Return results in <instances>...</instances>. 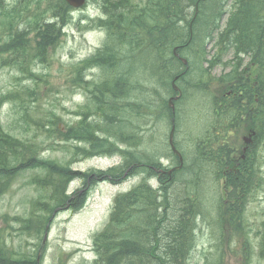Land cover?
I'll return each instance as SVG.
<instances>
[{
  "label": "rangeland",
  "instance_id": "rangeland-1",
  "mask_svg": "<svg viewBox=\"0 0 264 264\" xmlns=\"http://www.w3.org/2000/svg\"><path fill=\"white\" fill-rule=\"evenodd\" d=\"M142 1L133 0L134 4L140 5ZM3 2L7 8L15 7L18 15L13 17L11 30L9 20H3L0 16V47L15 37L17 31H25L18 42V47L22 48L0 53V128L19 142L18 148L24 159L21 161L19 158L17 164L21 162L25 169L16 171L19 173L0 195V264H6L5 260L8 259V264H94L97 256L92 239L107 223L113 198L137 185L142 177L126 175L117 185L99 182L89 190L86 202L79 211L58 209L47 219L50 210L43 206V202L50 208L51 201L45 199L47 192L43 187L34 183L36 179L43 181L45 171L30 167L35 156L55 161L59 166L68 165L80 172L105 170L119 163L118 156L77 160V143L65 140V130L80 120L76 113L85 111L83 106L89 104V91L94 83L103 80V72L108 77L124 75L131 63L124 62L118 55L113 62L107 59L104 69L103 66L84 68L90 66L84 64L85 60L101 48L108 38L106 30L95 25L99 18H104L99 0H87L84 6L71 12L72 22L64 28L57 44L48 49L44 61L37 57L33 29L39 23L43 25V17L49 19L45 12L46 1ZM26 20L32 23L29 30L26 29ZM207 50L210 51V47ZM112 64L116 67L109 71ZM79 73L83 83L77 81ZM135 95L132 102L139 109V117L134 125L141 130L138 133L142 144L138 149L143 150V145L149 144L144 152L152 153L157 148L155 142L159 136L167 142L169 130L166 133L162 131L165 122L157 123L155 118L160 104H164L170 94L149 83L141 85ZM201 104L185 107L190 112L186 116L180 115L179 129L185 133L183 143L184 149L189 150L188 154H191L196 141V145L201 144L207 151L221 143L217 132L219 128L224 129L221 128L222 120L205 118L199 108ZM87 120L93 123L94 115ZM157 127H160L159 132ZM204 127H208L209 132L203 131ZM201 132L209 137L208 143H201ZM226 137L227 134H223L220 138ZM172 161L173 157H170L168 160L162 159L160 163L164 167H171ZM202 169L203 166H199L194 173H201ZM258 175L257 179H261L262 183L261 192L253 193L248 201H244L242 205L247 204L237 216L245 225L244 235L227 228L221 232L224 241L216 253L214 246L219 242V229L213 221L216 215L211 210L215 204V209H218L224 201L221 187L210 183L204 176L203 191L191 190L189 185L185 188L173 186L169 192L171 201L177 203L193 191L203 203L199 205L200 213L206 210L210 214L198 222L196 251L191 256V263L205 264L203 260L213 261L222 257L220 264H264V173ZM150 183L153 188H159L153 181ZM77 187H80L78 181L71 182L68 193Z\"/></svg>",
  "mask_w": 264,
  "mask_h": 264
},
{
  "label": "trees",
  "instance_id": "trees-1",
  "mask_svg": "<svg viewBox=\"0 0 264 264\" xmlns=\"http://www.w3.org/2000/svg\"><path fill=\"white\" fill-rule=\"evenodd\" d=\"M45 1V12L48 13L47 18L49 19L45 20L43 17V29L40 23L33 29L37 57L43 59V61L48 49L57 44L64 28L72 22V9L64 0ZM197 1L144 0L140 5L139 3L134 4L133 0H99L104 18H99L95 25L105 29L108 38L101 48L85 60L84 64L90 66H84V68L103 66L104 69L107 59L113 62L115 56L120 55L124 62L131 63L128 69L134 68L136 71L133 74L126 72L124 77L123 75L108 77L103 72V80L94 83L89 91V104L83 106L85 111L76 113L81 117L80 120L75 126L70 125L65 130V140L77 143L76 147L74 146L78 151L77 160L87 159V157L94 154L95 157L110 158L118 156L120 161L117 165L105 170H88L80 173L72 170L68 165L59 166L55 161L44 158L42 160V158L36 156L32 158L30 168H43L45 171L43 181L36 179L34 183L43 187V190L47 192L45 199L51 201L50 208L46 202H43V206L50 210L47 219L58 209L70 208L77 211L82 208L87 196V192L80 189L83 188V185L71 193H68L67 190L69 184L76 177L81 178L83 182L89 180L95 186L101 181H107L115 185L123 179L125 174L130 176L128 175L129 159L136 158L135 152L132 150L142 145L138 133L141 130L138 129L136 124L134 125L135 119L139 117L137 115L139 109L134 106L132 100H134L135 94L141 85L146 86L149 83L153 85L156 73L162 71L157 69L158 61L167 64V69L164 70V82L166 84L171 76L178 73L181 65L172 56L171 48L183 43L186 36L189 35L188 24L193 16ZM255 1L247 0L246 2L254 3ZM260 1L264 2V0ZM204 2L205 4L199 2L198 14L192 25V29L198 28L202 33L210 31V28L207 29V27L212 21L218 23L220 15L224 12L223 5H225L226 0H219V10L210 22L202 19V17L206 13L205 11L209 9L206 5L211 8L212 0H204ZM246 2L241 7H233V10H230L227 24L237 30L238 26L249 23L247 27L237 31L250 37L251 42L262 45L264 35L257 33L259 29L253 30L251 22L253 24L259 22L257 13L259 10L264 9V4H261L258 10L252 9V5L246 6ZM221 5L222 8H220ZM139 6L141 7L139 8ZM14 15H18L15 7L7 8L3 0H0V16L3 20H9L10 30L12 29ZM25 25L26 29L29 30L32 23L26 20ZM24 31H17L15 37L1 45L0 53L12 52L14 49L22 48L18 47V42L22 39ZM40 33H43V39L39 36ZM243 41L245 40L243 39ZM229 45L234 46L239 51L240 49L244 52H250L251 50L249 44L242 43V37L240 41L223 46L228 47ZM182 51L183 48L178 49V52ZM144 58L145 64L142 62ZM172 63H175L177 68H173ZM115 67L112 64L109 71ZM77 81L83 83L81 73H79ZM159 108L160 110H166L165 103L160 104ZM160 110L157 113H160ZM168 113L170 112L168 111ZM92 115H94L93 123L87 120ZM144 123L146 125V119H144ZM18 145L19 142L14 137H10L0 128V195L7 190L15 175L25 169L24 164L21 162L17 164L19 158L21 161L24 159ZM248 166L249 164H247ZM17 170H19L18 173ZM149 177L147 180L143 178L139 184L129 191L117 194L113 198L108 223L101 232L94 236V245L99 258V261L95 264H98V262L104 264L105 260H109L110 262L107 261L109 264H128L125 259L123 260V256L120 260H116L115 257L116 254L122 251L129 252L130 248L138 245V241L142 239L139 235L142 227H138L141 220L140 210L151 211L152 214L149 215L151 229L159 225L156 220L161 216V213L158 210L162 211L167 207V203L163 201V198L168 195V190L165 186L161 192L159 189H152L149 185ZM252 188L253 183L251 181L246 183L245 180H241V186L233 179L226 181L224 195H226L227 202H222L218 208H223L228 226L234 225L237 220L241 221V217L239 216V220L237 216L241 214L243 201ZM158 194L161 196L158 197ZM185 224H188V220ZM193 226H195L194 222H192ZM171 241L173 245L178 243L175 239ZM5 261L8 264L10 259Z\"/></svg>",
  "mask_w": 264,
  "mask_h": 264
},
{
  "label": "bare ground",
  "instance_id": "bare-ground-1",
  "mask_svg": "<svg viewBox=\"0 0 264 264\" xmlns=\"http://www.w3.org/2000/svg\"><path fill=\"white\" fill-rule=\"evenodd\" d=\"M246 1L247 0H236V2L231 4V6L241 7ZM199 2L205 4L204 0H198L195 3V8L197 9L200 6ZM218 2L219 0L214 2L212 0L211 8L206 5V7L209 8L208 11L210 10L211 12L210 14V12L205 11V14L207 15L205 16L206 21L210 22V20L212 21L215 18L216 12H218L219 10ZM261 4H264V2L260 0H256L254 3L246 2V6L252 5V9L255 8L258 10ZM225 7L226 6L223 5V8ZM220 8H222V5L220 6ZM257 15L259 22L257 21L254 24L251 22V28L253 30L259 29L257 33L260 35H264V9L259 10ZM248 24L249 23L238 26L237 30H242L243 28L247 27ZM41 27L43 29V25ZM217 27L218 25L216 24V22L212 21L210 25H208L207 29L210 28L209 32L213 33L217 29ZM190 29V33L186 36V40L177 46H172L171 52L174 51V54L177 53L179 56H182L186 60H189L191 64H194L196 63L194 55V47L196 43L203 46L208 42L210 35L207 33H202L198 28L192 29V26ZM223 29L226 31L223 37L222 34L218 33V38H220L221 40L218 42L219 45H225L240 41L241 37L243 44L247 43L250 45L251 51L254 52V59L259 66L258 80L250 77L236 64H232V68L239 79L245 82V84H243L241 88L244 95L243 98H232L225 94L220 95L218 92L210 93L218 102L221 101L222 104L225 103L230 109L229 110L227 108L218 107L217 104L212 102L207 97V94L204 93L203 89L200 86L202 85V82L198 79L197 74H195L194 79L190 80V72H184L181 80L182 87H179L182 98L180 100V105H178L176 109V112L168 113V111L161 109L160 113H158L157 115V118H155V122L157 123H163V121L165 122V126L163 127L162 131L166 133L169 130L167 138L169 137L171 129H173L172 139H174V141H172V143L170 144L165 141L164 137L160 138L159 136L155 142L157 146L155 151H153L152 153L144 152L149 144L143 145L144 147H142L145 148L143 150L136 148L135 150H132L133 152H135L136 158L129 159L128 164V175L142 177V179L146 178V180L149 176H151L149 177L150 180H154L159 183L158 189L160 192L163 191L164 186L166 187V189L168 190V195L163 198V201L167 203V207L162 211L158 210V212L161 213V216L158 217V220H156L159 225L153 229L150 228L149 223V215L152 214L151 211L145 209L139 211V213H141V220L138 223V227H142L139 232V235L142 239L138 241V245L130 248L129 252L122 251L121 253L116 254V260H120L123 256V260L125 259L128 264H194L190 262V259L192 254L196 251L195 248L197 240L195 238L197 225L199 220H203V218L207 217L209 213L206 210L203 211V214L200 213L201 208H199V205H203V203H201L197 199V197L192 193L193 191L188 192L185 197H182L181 200L177 203H175V201H171L170 198L172 196H170L169 192L173 189L174 185H181L184 188L189 185L191 190L194 189V191H203L205 190V188H203L204 183L202 176H204V178L208 179L210 183H213L215 185L218 184L217 186L219 188L224 187V184L229 179H233V181L239 183L240 186L241 180H245L247 183L249 180L254 179L262 186L261 179H257V176L259 175L246 170V165L249 162L258 159H264V153L259 147L255 149H249L246 147L237 148L229 144L224 149H219L214 153H210L201 144H195L193 150H191V154H188L189 150L184 149L185 143H183L185 133L179 129L180 119L182 120L180 115L184 114L186 116L190 112V109H187L185 107H189L191 105L194 106L198 103H202L199 108L201 109V111H203L204 115L206 116L205 118H207L208 120H210V118L213 119L214 117L219 118L223 122L222 126L230 124V127L235 131L244 132L248 129L247 124L250 120V117L244 112L247 111L249 107L254 108L256 106V97L260 96V94L253 92L246 81L251 82L256 89H261L262 91H264V43H262V46L251 42L250 37L240 34L237 30L231 28L229 24H226ZM39 36L43 39V33H40ZM243 39L245 41H243ZM179 48H183V51L178 52ZM142 62L143 64L146 63L145 58L142 60ZM172 67L177 68V65L175 63H172ZM157 69L162 71L160 73H156L153 84L164 92H169L168 83L166 84L164 82V70L167 69V64L165 62L158 61ZM208 69H210V66H208ZM135 71L136 70L134 68H130L127 70V72H129L130 74H133ZM179 71L182 70L179 69ZM170 78H172V76ZM164 87H166L165 90ZM157 129V131L159 132L160 127H157ZM204 129L206 132H209L208 127H204L203 131ZM217 133H220V128L218 129ZM263 134V130L258 129L256 132V137L260 138L263 136ZM178 135L180 138L178 137ZM200 139L202 140L201 143H208L210 141L209 137L205 136L204 133L201 134ZM174 150L176 151V153L174 152ZM95 156L96 155L93 154L91 155V157H87V159L96 158ZM170 157H173V166H162V164L160 163L161 160H168ZM191 157L192 160H190ZM226 157H233L237 162V168L236 170H227L225 173H220L218 171L220 170V168H222L223 160ZM200 158L204 159V161L202 162ZM199 166H203L202 172H198V174L194 173V169H197ZM186 177H189V179H185ZM75 181H78L80 183V187L81 185H83V188L77 187L82 189L83 192H89V190L94 187V184H91L89 180L83 182L81 178L76 177L73 182ZM252 190L253 189H251L250 192ZM160 196L161 195L158 194V197ZM222 197L224 201H226L225 196ZM246 204L247 202L244 204L243 209L245 208ZM216 207L217 206L215 204L214 209ZM214 209L211 210L216 215L213 218V221L218 225L219 229V242L216 244V246H214L216 253V251L220 250L221 245L224 241L221 232H224L225 230H227V228H229L230 230H236L239 235H244L245 225L242 223V221L237 220L234 225L228 226L225 221L226 216L224 215V213L220 211L219 208L215 210ZM214 214L212 213V215ZM186 220H188V224H185ZM192 222H194L195 224V226L193 227ZM172 239H175V241H177L178 243L176 245H173V242L171 241ZM228 241L229 239L227 238V242ZM166 245H168L167 248H165ZM107 261L109 260H105L104 264H109ZM221 262L222 257H217L213 261L203 260V263L205 264H216ZM83 264L89 263L85 262Z\"/></svg>",
  "mask_w": 264,
  "mask_h": 264
},
{
  "label": "water",
  "instance_id": "water-1",
  "mask_svg": "<svg viewBox=\"0 0 264 264\" xmlns=\"http://www.w3.org/2000/svg\"><path fill=\"white\" fill-rule=\"evenodd\" d=\"M69 6L73 7V8H79L81 6H83L85 4L86 0H64ZM173 86V84H172ZM174 89L176 90V88L174 87ZM179 97V96H178ZM172 107V105H171ZM172 136H173V129H171L170 133H169V139L168 142L171 144L172 143ZM174 152L176 153V151L174 150Z\"/></svg>",
  "mask_w": 264,
  "mask_h": 264
}]
</instances>
